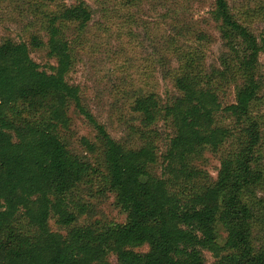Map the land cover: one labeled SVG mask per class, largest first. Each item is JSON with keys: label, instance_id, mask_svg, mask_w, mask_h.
I'll list each match as a JSON object with an SVG mask.
<instances>
[{"label": "trees", "instance_id": "trees-1", "mask_svg": "<svg viewBox=\"0 0 264 264\" xmlns=\"http://www.w3.org/2000/svg\"><path fill=\"white\" fill-rule=\"evenodd\" d=\"M75 1L45 16L46 43L31 38L54 61L48 72L31 58L26 43L0 44V264H106L109 253L117 264H205L203 251L213 264H264V240L256 234L263 221L256 193L264 173L253 165L260 125L251 115L262 43L227 0H213L209 19L225 52L217 67L206 70L199 47L183 51L172 79L178 95L164 105L153 93L133 99L131 109L142 127L164 119L173 130L156 177L150 172L159 160L152 139L135 149L115 141L66 80L73 57L63 29L68 23L81 30L91 20L84 1ZM193 37L201 42L208 34ZM233 83V100L225 102L221 91ZM71 105L96 133L107 183L126 218L99 231L72 227L63 236L48 221L55 216L64 227L74 222L66 196L92 172L60 134L69 125ZM235 125L242 140L232 145ZM205 148L221 153L215 180L191 163ZM182 183L190 185L189 193H181ZM19 222L22 231L12 228ZM217 225L225 232L222 245ZM144 245L146 252L134 250Z\"/></svg>", "mask_w": 264, "mask_h": 264}, {"label": "rangeland", "instance_id": "rangeland-1", "mask_svg": "<svg viewBox=\"0 0 264 264\" xmlns=\"http://www.w3.org/2000/svg\"><path fill=\"white\" fill-rule=\"evenodd\" d=\"M83 1L90 10L91 20L81 30L68 23L63 29L73 57L66 80L78 88L82 106L115 141L135 149L147 137L152 139L159 160L150 172L160 177L162 155L173 130L164 119L147 128L142 127L140 116L131 109V102L137 96L153 93L164 105L178 95L172 79L180 70L183 51L199 47V62L206 70L217 67L219 57L225 52L217 26L209 19L213 0ZM227 1L231 12L262 43L255 71L260 88L251 115L260 125V141L255 148L253 165L264 173V0ZM75 3V0H0V44L6 40L26 43L31 58L48 72L54 61L48 57L44 46L33 47L31 38L46 43L45 16L63 5ZM202 31L208 38L195 41L193 35ZM193 39L195 44H192ZM236 83H240L239 79ZM233 87L234 83L221 91L225 102L233 100ZM68 115L70 122L67 129L61 130V137L69 152L86 160L92 172L66 196L67 209L75 215L74 222L64 227L57 224L53 216L48 221L50 230L64 236L72 227L99 231L109 225L124 223L126 215L116 205L115 192L107 183L96 133L73 105L69 107ZM23 117L29 118L27 114ZM233 127L232 145L242 140L240 126ZM83 139L95 147L93 151L87 150ZM198 154L192 165L215 180L221 153L205 148ZM179 189L182 194L189 193L190 185L182 183ZM256 195L263 202V221L256 234L264 240V182ZM12 228L22 231L25 225L14 223ZM216 235L222 245L225 232L220 225H217ZM134 250L146 252L147 246ZM202 253L205 264H213L212 255L207 251ZM105 262L117 264L115 255L109 253Z\"/></svg>", "mask_w": 264, "mask_h": 264}]
</instances>
